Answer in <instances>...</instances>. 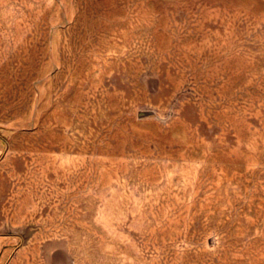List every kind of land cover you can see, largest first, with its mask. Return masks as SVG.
Wrapping results in <instances>:
<instances>
[{
	"label": "rangeland",
	"instance_id": "obj_1",
	"mask_svg": "<svg viewBox=\"0 0 264 264\" xmlns=\"http://www.w3.org/2000/svg\"><path fill=\"white\" fill-rule=\"evenodd\" d=\"M0 264H264V0H0Z\"/></svg>",
	"mask_w": 264,
	"mask_h": 264
},
{
	"label": "water",
	"instance_id": "obj_2",
	"mask_svg": "<svg viewBox=\"0 0 264 264\" xmlns=\"http://www.w3.org/2000/svg\"><path fill=\"white\" fill-rule=\"evenodd\" d=\"M153 115V112H150V111H142V112H139L138 116L141 117H148V116H151Z\"/></svg>",
	"mask_w": 264,
	"mask_h": 264
}]
</instances>
